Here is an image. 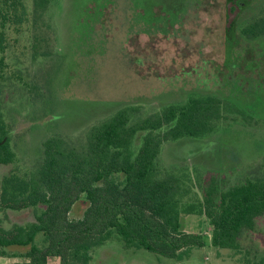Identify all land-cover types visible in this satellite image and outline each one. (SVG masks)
<instances>
[{
    "label": "rangeland",
    "instance_id": "1",
    "mask_svg": "<svg viewBox=\"0 0 264 264\" xmlns=\"http://www.w3.org/2000/svg\"><path fill=\"white\" fill-rule=\"evenodd\" d=\"M161 1L52 0L39 16L33 0L6 1L0 106L15 156L0 164V178L10 170L33 172L49 135L82 149L88 127L120 106L137 108L136 119L189 92L215 94L225 108L214 133L165 142L157 158L160 174L173 171L184 180L182 206L200 209L181 214V229L209 237L204 195L223 192L264 166V36L246 40L238 31L264 9V0H202L197 8V0H185L173 13L162 9L168 0L155 6ZM154 11L164 18L157 20ZM139 141L137 135L134 145ZM87 206L82 194L69 217L82 218ZM0 216L5 227L34 220L32 208ZM254 221L236 250L192 247L180 260L125 247L113 237L92 248L89 264H245L264 256V214ZM36 242L41 245V236Z\"/></svg>",
    "mask_w": 264,
    "mask_h": 264
},
{
    "label": "trees",
    "instance_id": "2",
    "mask_svg": "<svg viewBox=\"0 0 264 264\" xmlns=\"http://www.w3.org/2000/svg\"><path fill=\"white\" fill-rule=\"evenodd\" d=\"M6 1L0 0V51L2 20L10 11ZM51 1L33 0L35 15H41ZM184 1L168 0L164 3L168 8L162 9L173 13ZM197 1L194 8L202 4ZM163 2L155 6L161 9ZM154 13L157 20L164 18ZM238 31L246 40L263 37L264 9ZM3 82L0 66V91ZM223 104L218 95L189 92L136 119L137 108L123 105L88 127L80 150L65 147L59 135L44 138L33 172L25 176L10 170L0 178V212L32 208L34 214L33 221L9 227L0 216V256L22 259L13 264H47L53 257L59 264H89L92 248L113 237L125 247L180 260L192 247L238 249L242 232L252 229L255 218L264 214V166L261 173L223 192L204 195L200 205L212 227L209 237L181 229V214L200 209L195 210L194 204L182 206L184 180L173 171L160 174L157 168L163 143L212 135ZM137 135L140 141L135 146ZM14 156L11 129L0 106V164L13 162ZM82 194L88 206L82 218L71 219V207ZM15 247L26 249L14 252ZM245 264H264V256Z\"/></svg>",
    "mask_w": 264,
    "mask_h": 264
},
{
    "label": "crops",
    "instance_id": "3",
    "mask_svg": "<svg viewBox=\"0 0 264 264\" xmlns=\"http://www.w3.org/2000/svg\"><path fill=\"white\" fill-rule=\"evenodd\" d=\"M53 258H57V257H53ZM0 259H4L5 260V264L8 263V261H9V264H13L15 262H18V261L22 260L20 257H3V256H0ZM50 259H52V258H50ZM49 260H48V262H49ZM57 260L59 262L58 258H57ZM48 262H47V264H48ZM0 264H3V262L0 261Z\"/></svg>",
    "mask_w": 264,
    "mask_h": 264
}]
</instances>
